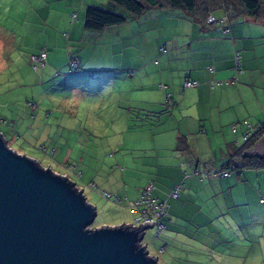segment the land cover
I'll use <instances>...</instances> for the list:
<instances>
[{"label":"crops","instance_id":"1","mask_svg":"<svg viewBox=\"0 0 264 264\" xmlns=\"http://www.w3.org/2000/svg\"><path fill=\"white\" fill-rule=\"evenodd\" d=\"M82 1L87 6L124 12L113 7L109 0H20L22 14L15 19L19 40L11 37L19 49H25L27 58L45 48L47 64L58 69H63L66 55L77 56L68 51L73 38L86 42L94 50L105 43L100 37L107 39L117 32L121 36V40L116 37L117 44L131 41L130 47L146 48L149 56L158 52L155 63L141 59L133 63L138 72L123 77L129 80L134 92L142 91V95L133 97L130 92L126 97L128 108L138 111L137 120L144 117L145 121L139 123L148 133L145 150L138 147L139 157L132 158L140 159L143 180L136 186L117 190L125 195L131 208L137 210L134 203L144 184L152 180V195L169 203L166 219L172 212L176 218L204 223L222 212L221 206L230 204L237 206L240 213L244 209L250 219L255 218L254 213L264 217V167L229 169L231 174L225 177L211 175V171L222 169L233 157L235 147L243 143V134L250 126L264 123V0H258L261 11L256 15L241 8L228 14V9L215 0L205 16L200 11L183 8H151L140 16L126 13L125 22L99 31L85 28L83 20H78L75 8ZM13 12L9 13L10 20L16 18ZM71 12L76 13L75 18L71 19ZM209 15L214 16V22L207 21ZM225 16L228 18L223 21ZM106 30L111 32L106 34ZM59 42L64 46L58 59ZM236 52L240 56L239 70L235 68ZM77 58L80 66L87 65L86 59ZM124 59L123 56L121 61ZM129 64L131 67L132 63ZM186 79L198 84L183 88ZM221 80L224 82L217 83ZM119 96L124 97L122 91ZM137 132L139 136L146 133ZM182 135L187 142L186 150L177 148L178 137ZM142 142L136 139L132 143ZM251 148L246 152L261 157ZM233 161L240 162L237 157ZM94 181L87 184L91 189L97 183ZM177 185H181L179 195L171 200L173 197L168 194ZM121 200L119 197L118 201ZM115 223L111 225H118Z\"/></svg>","mask_w":264,"mask_h":264},{"label":"rangeland","instance_id":"2","mask_svg":"<svg viewBox=\"0 0 264 264\" xmlns=\"http://www.w3.org/2000/svg\"><path fill=\"white\" fill-rule=\"evenodd\" d=\"M86 7L82 1L75 8L83 22ZM11 10L14 20L9 18ZM21 14L20 0H0V120L4 121H0V131L8 146L56 173L66 174L84 189L87 201L96 209L91 227L133 222L139 208L134 211L117 190L143 180L138 147L145 150L148 133L139 123L144 117L137 120L138 111L128 108L126 97L130 92L133 97L142 95V91L134 92L123 77L138 72L133 63L141 59L152 64L158 52L149 56L146 48L130 47L131 41L117 44L116 37L121 40V36L106 30L107 39L99 38L105 43L94 50L86 42L72 39L69 53L87 63L79 70L69 71L70 55L65 56L63 69L52 68L47 58L46 66L34 68L30 60L34 53L27 58L25 49H19L11 37L19 40L15 19ZM59 45L58 59L64 46ZM121 91L124 97L119 96ZM139 130L146 133L139 136ZM136 139L143 140L142 144H133ZM94 180L97 183L91 189L87 184ZM221 208L222 212L208 216L204 223L176 218L170 212L159 234L155 227L146 228L142 243L161 264H264V217L254 213L255 218L250 219L234 204Z\"/></svg>","mask_w":264,"mask_h":264},{"label":"water","instance_id":"3","mask_svg":"<svg viewBox=\"0 0 264 264\" xmlns=\"http://www.w3.org/2000/svg\"><path fill=\"white\" fill-rule=\"evenodd\" d=\"M251 150L264 158V134ZM95 215L74 181L0 131V264H161L142 243L151 222L91 227Z\"/></svg>","mask_w":264,"mask_h":264},{"label":"trees","instance_id":"4","mask_svg":"<svg viewBox=\"0 0 264 264\" xmlns=\"http://www.w3.org/2000/svg\"><path fill=\"white\" fill-rule=\"evenodd\" d=\"M113 7L116 6L122 13L115 10H109L102 7L88 5L85 10L84 26L90 30H102L109 25L123 23L127 20V14L140 16L151 8H163L166 6L183 8L190 12H201L206 15L212 8L215 0H109ZM227 9L228 14L241 8L249 14L256 15L261 11V4L258 0H218ZM127 13V14H126ZM264 134V123L259 125L256 132L246 142L238 145L234 149V155L223 165L222 169H231L240 171L245 167H264V158L247 153L246 149L251 148L257 139ZM177 148L181 150L187 149L185 136L178 137ZM237 157L239 163H235L233 158Z\"/></svg>","mask_w":264,"mask_h":264},{"label":"built area","instance_id":"5","mask_svg":"<svg viewBox=\"0 0 264 264\" xmlns=\"http://www.w3.org/2000/svg\"><path fill=\"white\" fill-rule=\"evenodd\" d=\"M72 18L76 17V13L72 14ZM228 17L225 16L222 20H226ZM208 22H214L215 18L212 15H209L207 17ZM164 48L161 47V51H163ZM46 50L43 49L40 54H34L30 56V60L33 63V67L37 68L38 65L44 66L46 62ZM239 54L236 52L235 55V68L237 70L240 69V61H239ZM68 69L70 72L74 70L80 69V62L77 56L70 55L69 61H68ZM224 82L223 80L217 81V83ZM198 84L197 81L194 80H188L186 79L183 82V88L185 87H195ZM170 94H167V98H169ZM2 121V120H0ZM4 122V121H2ZM233 130H235V125H233ZM259 128V126H250L249 129L243 134L242 141L246 142L249 138L252 137V135L256 132V130ZM231 174V171L229 169H220V170H213L211 171V175L221 176L225 177ZM90 186H93V184H90ZM181 185H177L174 189H172L168 197H178L180 187ZM154 189V183L150 181L146 184L144 189L142 190V193L138 200L134 203V206L139 208L138 214L134 218L133 222H131L133 225H142L151 222V227H155L157 230V234H159L162 229L165 227L164 220L166 219L168 215V209H169V203L167 200H160L152 195V191ZM103 195H106L103 193ZM150 226V225H148Z\"/></svg>","mask_w":264,"mask_h":264},{"label":"bare ground","instance_id":"6","mask_svg":"<svg viewBox=\"0 0 264 264\" xmlns=\"http://www.w3.org/2000/svg\"><path fill=\"white\" fill-rule=\"evenodd\" d=\"M4 124V123H3Z\"/></svg>","mask_w":264,"mask_h":264}]
</instances>
